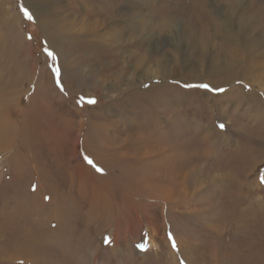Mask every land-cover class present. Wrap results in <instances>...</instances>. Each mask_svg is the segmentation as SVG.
I'll return each mask as SVG.
<instances>
[{
  "label": "rangeland",
  "instance_id": "1",
  "mask_svg": "<svg viewBox=\"0 0 264 264\" xmlns=\"http://www.w3.org/2000/svg\"><path fill=\"white\" fill-rule=\"evenodd\" d=\"M36 1L0 0V117L7 112L15 118L0 136V264H10L8 242L15 218L45 231L43 243L54 249L52 261L43 262L16 252L15 264L32 258L36 264H264V228L250 227L264 218V0H57L64 23L61 28L59 22L61 42L51 37L55 30L46 34L36 19ZM77 39L84 42L83 50ZM94 45L108 52L103 53L104 63L109 64L111 54L119 57L120 75L110 70L103 76ZM164 59L174 66L172 75L162 72ZM105 88L140 91L150 103L152 88L174 90L180 99L172 108L160 96L156 99L161 98L168 121L178 116L180 124L160 125L152 117L138 116L149 129L141 131L145 143L166 147L154 154L150 180L134 157L130 161L136 168H127L134 181L156 191L148 204L132 194L136 200L107 194L103 214L87 201L86 215L70 202L80 205L78 196L57 201L37 180L46 187L42 168L52 176L83 161L77 124L83 109H98L101 122L118 117L105 110L110 104L116 110L113 102L119 94ZM117 126L120 133L103 126L99 134L119 139L124 125ZM77 135L80 143L73 147ZM61 140L64 146L56 142ZM98 168L94 170L101 176L111 174L103 165ZM112 183L99 181L106 188ZM101 190L93 199L103 202ZM78 191L83 190L75 185L73 192ZM85 195L92 198L91 192ZM71 227L77 233L86 230L75 239ZM83 241L89 242L83 251L86 262L76 252Z\"/></svg>",
  "mask_w": 264,
  "mask_h": 264
},
{
  "label": "bare ground",
  "instance_id": "2",
  "mask_svg": "<svg viewBox=\"0 0 264 264\" xmlns=\"http://www.w3.org/2000/svg\"><path fill=\"white\" fill-rule=\"evenodd\" d=\"M35 3H36V5L33 3V8H34V12L36 15V19L38 20V22L40 23L42 28L45 29L46 34H50L49 33L50 29L55 30L54 33L51 35V37L59 39V40L56 39L57 42L63 41L61 39L63 37V34L61 33L62 31L60 29V23L63 24V25H61V28L64 26V23H63V20L61 19V17L58 15V9H59L58 1L57 0H37ZM234 3H235V0H234ZM234 3H232V5ZM90 4H91L90 2L85 3V5H90ZM95 5H99L97 7V9L100 8V4H95ZM96 22L99 23L100 19L96 20ZM58 26H59V28H58ZM243 28H246V26L243 25ZM67 35L72 37V38L77 37V36L72 35V33L67 34ZM76 42H77V46L83 50L84 49L83 48L84 42H82V41L80 42L78 39L76 40ZM26 43L28 44L29 42H26ZM100 48H101V46H100ZM94 50L96 51V53H95V51H93V52L95 53L96 57L98 58L97 65H99V66L97 68L99 70L103 69V70H101L104 72L103 76H106L110 70L112 72H116L115 73L116 75H120L119 68H118L119 63L117 62L119 57L117 58L115 54L109 55L110 56L109 57V64H107V63H104V61H103V59H104L103 53L108 55V52L105 49H98V45H97V47L94 45ZM31 51L32 50H28V56L33 55L31 53ZM61 51H63V50H61ZM25 56H27V55L24 54V57ZM36 59H38V58H36ZM33 60H32V63L33 64L36 63V60H34V62H33ZM62 60H64V59H62ZM138 61H140V60H138ZM77 64H78V62H77ZM66 65H69V64H66V62L63 61V66H66ZM160 67H161V70L163 73L169 74V75L173 74L174 66L170 64L169 60L164 59L163 62L160 64ZM97 68H95V70H97ZM107 77L108 76H106V78ZM154 78H155V76H154ZM161 78H162V80H164L165 76L162 75ZM145 79H147V78H145ZM148 81H150V79H148ZM153 84L155 85V83H153ZM51 86L53 87V89H55V92H57V94L59 96L63 95L59 92V90L57 91V89L53 83L51 84ZM105 89H107L113 95L115 93L119 94V96L117 98H115V101L113 102V105L116 106V110L111 106V104L108 107L109 108L108 111L105 110L107 112V115L110 113H115V114L117 113L118 117H116V119H114V117H111V118L109 117L110 119L107 117L108 119L102 120V122H101V116H99V114H98L99 112L96 113V111H95L98 109H96L94 107L88 108L89 110L83 109V111H81V115L78 113L80 115V120L77 123L78 129H79V134L82 136V141H83L82 146H84V149H85V151H84L85 156H84L83 161L82 160L78 161L76 163V167L74 169H70V170L63 169V170L53 171L52 173L55 175H52V176H54V177L59 176L57 179H54L49 174V170L47 169V167L45 169L42 168L40 170V173L45 175L46 187H44L43 180H41L39 178L37 180V182L39 181V188L40 189L46 188L47 191L54 193V199H56L57 201H59V200L65 201L64 199H68V198L73 199V198H76V196H78L83 201L82 203L80 202V205L74 204L73 200H70V202L72 203V205H75V206L77 205L78 206L77 208L80 209L86 215H89V210H87V205H88L87 201H90L89 205L92 208H94L95 206L98 207L97 210L99 211L100 215L103 214V212H104L103 209L106 205L104 199H105V196L107 194H109L111 197H112L113 193H115V195L118 194L121 197H123L124 200L125 199L127 200L128 198L136 200L133 197H137V198H140L141 200H144L148 204V201H149L148 197H152V195H154L156 191L155 190L153 191L151 189L152 187L150 185L144 186V185H141L139 181H134L132 176L130 175V173L127 171V168H131V167L136 168L132 165V161H130V159L132 157H134L136 160V164L139 166L138 168L144 169L146 171L147 180H150L149 175L151 176V172L154 169H156L155 168L156 165L154 163V158H155L154 154H155V152L160 151L161 149H164L166 147L163 144H161L160 142H157V143H160L161 145H157L154 143L150 144L149 142L145 143L146 140H144V137L142 136L141 131H146L149 129L147 128L146 125L139 123L138 116L140 118L141 117L146 118V116L152 117L159 124L161 121H165L166 124H169L170 126H175L177 124H180V121L177 120L178 116L171 117L172 120L168 121V118L164 116L165 115L164 111H163V109H161V105H160L161 98L163 101H167V104H169V106H171V108H172L171 103L173 104V102H178L177 100H179L180 98H179V95L177 93L174 94L175 93L174 90H173V92H168L166 88H157V90H158L157 91V90H155L156 88L155 89L152 88V92H153L154 97L151 95H147L148 97L152 98L153 103H150L151 100L147 101V99H145L144 97H140V91L128 92L125 88H105ZM43 90H45V88H43ZM52 93H53V90H52ZM157 96L158 97L160 96L161 98L156 99V98H158ZM206 96L209 98L210 94L206 93ZM112 99H111V101H112ZM45 104L47 105L46 102H45ZM132 104H134V105H132ZM58 108H59V106H58ZM33 109H35V107H33ZM17 110L21 113L22 107H18ZM25 111H27V107H24V109H23V122H24V124H26L27 118H28V114L25 113ZM28 113H30V112H28ZM57 116H59V115H57ZM75 116H77L76 113H75ZM103 117H104V115H103ZM14 119L15 118L11 117L9 113H7V112L5 114L3 113L2 117H0V136H2V134L6 132V125L12 123ZM68 119L69 118H67L66 120H68ZM70 121H71V119H70ZM75 121H74V123H76ZM64 122H66V121H64ZM118 123H122L124 125V128H123L124 130H122V132H124V133H122V135L120 134L121 135L120 137L118 136L119 139L116 136H114L116 134H111V136L108 135L109 138H106L107 137L106 135H100L99 134V132H101L99 130L103 126H105L107 131H108V129L109 130L114 129L120 133L121 131L118 130L119 127L117 126ZM74 126L75 125H73V127ZM69 127L72 128V125L69 124ZM25 130H26L25 128L22 130V132L20 133V137L25 136V134H26ZM180 130L182 132V127ZM131 131H134L133 133H136V134L131 133ZM33 134H35V136H38L37 133H33ZM165 135H166V133H165ZM75 140H77V141H76V143L74 142L73 147H78V143H80L78 135L75 137ZM164 140L167 141L166 139H164ZM173 141H175V140H173ZM56 142L58 145L64 146V143L66 141L61 140V144H59L58 141H56ZM44 143L47 145V142L45 140H44ZM167 143L173 145L172 142L167 141ZM53 145H54V143H53ZM124 147L129 148L130 150H124L123 149ZM152 147L155 149H153ZM78 153H79V151L77 149H74V154H78ZM86 154L89 156H87ZM91 160H93V161L96 160L97 161L96 163H98L100 165H97L95 163L94 164L89 163V161H91ZM57 162H59V161H57ZM48 163L46 164L47 166H48ZM167 163H168V160H167ZM169 164H170V161H169L168 165ZM102 165L111 171L110 175L101 176L99 173L95 172V170H94L95 167L101 168ZM149 165H151V166L153 165V167H149ZM36 168L38 170L41 167L38 165V167H36ZM60 168H62V167H60ZM60 171H62V172H60ZM167 171L171 172L169 169ZM183 171H184V169H183ZM174 173H176V172H174ZM59 179H61L62 181H58ZM107 179L112 180L113 185H111L108 188L102 187L101 185H99V181H104ZM75 185H78L79 188L83 191L82 192L78 191V192L74 193L73 189H74ZM101 189H103L105 192L104 194L101 195L103 202H101V200L93 199L95 196L96 197H98V195L100 196V194L102 192ZM165 191H168V189L166 188ZM86 192H88V193L91 192L92 198L85 195ZM139 193H141L143 196H146V197H139L138 196ZM166 193L168 195H171L168 192H166ZM130 194H132L133 197H131ZM18 209L19 208H16V210H18ZM262 220H264V218L258 219L259 225L257 227H256V224H250V227L255 228L257 231H262V228H264ZM11 223H12V226H11L12 236L8 242V250L10 253V259H9L10 264H15V259L17 258L16 252H27L32 256L33 255L38 256L41 262L52 261V259L54 258L52 256L54 254V252H53L54 249L49 247V245H47L46 243H43V239L45 238V231L42 232V230H39L36 228L35 224H27L25 220L20 219V218H15L14 220L11 221ZM82 227H85V226H82ZM108 229H110V228H108ZM68 230H69V234L72 237H75V239H76V236L78 234L82 233L83 231H85L86 229H79L78 233H77L75 227L68 228ZM46 235H47V233H46ZM110 242L112 243V245H115L117 243L115 240L114 241L111 240ZM88 244H89L88 241H83V244L80 247V250L76 251L77 254L81 258L83 257V251L87 252ZM245 244H246V242H245ZM101 247H104V246L102 245ZM93 249H98V248L95 245L93 247ZM57 250H58V248H57ZM217 252L219 253V249H217ZM42 255H44V256L46 255V256H50V257H47L44 260H42ZM86 256H87V253L85 254V257H83L84 259L82 258L83 260H85V262L88 260V257H86ZM245 259H248V257H245ZM173 261L176 262V255L173 258ZM36 263L37 262L34 258H32L29 262H26V264H36Z\"/></svg>",
  "mask_w": 264,
  "mask_h": 264
},
{
  "label": "snow or ice",
  "instance_id": "3",
  "mask_svg": "<svg viewBox=\"0 0 264 264\" xmlns=\"http://www.w3.org/2000/svg\"><path fill=\"white\" fill-rule=\"evenodd\" d=\"M23 11H24V14L27 16L28 19H32V16H31V14L29 13V11H28L27 8H24ZM50 54H51V53H50ZM53 58H55V57H53ZM199 87L209 88V85H207V84H202V85H199ZM88 103H95V100H94V99H89V100H88ZM220 127L223 128L224 125L221 124ZM89 163H92V161H89ZM100 170L102 171V169H100ZM262 179H264V178H262Z\"/></svg>",
  "mask_w": 264,
  "mask_h": 264
}]
</instances>
